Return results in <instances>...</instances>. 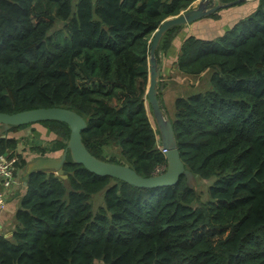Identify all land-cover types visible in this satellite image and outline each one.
I'll return each mask as SVG.
<instances>
[{"label":"trees","instance_id":"trees-1","mask_svg":"<svg viewBox=\"0 0 264 264\" xmlns=\"http://www.w3.org/2000/svg\"><path fill=\"white\" fill-rule=\"evenodd\" d=\"M194 1L77 0L73 11L72 0H0V113L72 110L96 158L143 178L165 170L146 98L149 41ZM256 3L215 39L187 35L176 56L182 75L213 70L209 88L176 99L170 119L184 168L205 187L184 176L173 186L136 187L67 155L65 180L46 171L28 177L12 235H0V264H264V0ZM181 28L162 37L158 63ZM35 124L55 139L28 151L62 153L69 127ZM31 125L0 135V154H17L21 170L28 160L8 133ZM111 147L118 156L107 154Z\"/></svg>","mask_w":264,"mask_h":264},{"label":"water","instance_id":"water-1","mask_svg":"<svg viewBox=\"0 0 264 264\" xmlns=\"http://www.w3.org/2000/svg\"><path fill=\"white\" fill-rule=\"evenodd\" d=\"M243 0H234L221 4L218 0H197L184 12L175 17H169L161 22L149 41L147 59V87L146 98L150 105L153 119L159 133L162 148L165 150L166 169L164 172L151 177L143 178L129 166L107 162L90 154L82 143L81 132L86 127L84 119L76 112L66 108H38L14 114L0 113V135L7 133L10 128L31 125L43 121H58L65 123L69 129V137L65 148L59 157L37 156L30 159L23 169V184L26 186L28 177L33 172H53L61 179H66L63 164L67 155L74 164L82 165L90 173L100 177H111L127 184L141 188L168 187L177 183L181 176L186 184L194 187L196 180L191 171L184 168L180 159L171 120L162 108L158 97L157 85L159 82L161 65L155 56L158 45L164 34L173 27L194 23L217 12L224 6H232ZM195 5V6H194Z\"/></svg>","mask_w":264,"mask_h":264},{"label":"crops","instance_id":"crops-1","mask_svg":"<svg viewBox=\"0 0 264 264\" xmlns=\"http://www.w3.org/2000/svg\"><path fill=\"white\" fill-rule=\"evenodd\" d=\"M196 2L197 0L194 1L192 4H195ZM192 4L189 7H191ZM256 4H257L256 0H243L232 6L221 7L220 10L215 12L217 13V18H212L208 16L194 23L183 25L182 28L177 33V35L175 36V38L173 39L169 52L162 57L163 60L161 59V65L162 63L163 65L160 69L161 75L159 76V82H158L159 85H157L158 93H160L161 95V92L164 91L163 83H165L167 79L173 78L174 80L179 81V79L182 77L181 76L182 74L181 73L179 74L177 72V68L175 67V62L181 42L184 37H186L187 35H193L203 39H214L217 36L222 35L225 31L231 28L240 19L244 18L245 16L253 12L254 9L256 8ZM172 74L174 77H172ZM178 75L180 76L178 77ZM163 77L164 79H162ZM158 87L160 88V90ZM160 102H161V98H160ZM22 175H23V170H21L19 174V178L21 180V191H20L21 194L14 195L9 200L6 207L0 210V235H2L5 238H10L12 235V231L15 227L14 215L19 207L21 197L25 193L26 186H24L23 184Z\"/></svg>","mask_w":264,"mask_h":264},{"label":"rangeland","instance_id":"rangeland-1","mask_svg":"<svg viewBox=\"0 0 264 264\" xmlns=\"http://www.w3.org/2000/svg\"><path fill=\"white\" fill-rule=\"evenodd\" d=\"M76 2L77 0H72L73 11H75ZM162 57H163L162 55H160L159 57L160 65H161ZM177 72L180 74L178 70ZM212 72L213 70L212 71L207 70L200 77L192 76V75H181L182 77L179 79V81H176L172 78V79H167L165 83H163L164 91H162L160 95L161 105L170 119H172V117L174 116L175 100L178 98H187L190 95L203 93L204 91H206V89H208V87L210 86V78ZM179 76L180 75H178V77ZM172 77H174L173 74ZM162 79H164V77ZM8 135L14 136L19 139L18 152H21V154H23L28 161L29 159L35 157V153H31L28 151V147L30 143L35 142V143H40L41 145H47V144L50 145V142H52L55 139V136L53 134H51L49 131L45 130L43 126L38 124L31 125L26 129L25 128L20 129L16 132H9ZM60 154L61 152H58V153L50 154L48 156L55 155L56 157H58ZM107 154L108 155L115 154L116 156H118L116 148L114 147L107 149ZM205 184L206 181H198V183L196 181L194 188L199 191L205 187ZM202 199H205V197H203ZM101 201H102L101 195L97 194L92 197V203L94 207H97V205H99ZM96 264H102V263L96 262Z\"/></svg>","mask_w":264,"mask_h":264},{"label":"built area","instance_id":"built-area-1","mask_svg":"<svg viewBox=\"0 0 264 264\" xmlns=\"http://www.w3.org/2000/svg\"><path fill=\"white\" fill-rule=\"evenodd\" d=\"M157 146L164 154L165 150L161 146L160 139ZM19 161L20 158L15 153L0 154V210L6 207L14 195L21 194V180L19 178L21 168ZM162 172H164L163 167L157 168L154 171V175L161 174Z\"/></svg>","mask_w":264,"mask_h":264}]
</instances>
